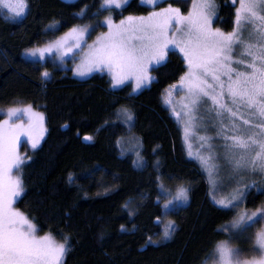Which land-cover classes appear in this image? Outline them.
Segmentation results:
<instances>
[{
	"label": "trees",
	"instance_id": "trees-1",
	"mask_svg": "<svg viewBox=\"0 0 264 264\" xmlns=\"http://www.w3.org/2000/svg\"><path fill=\"white\" fill-rule=\"evenodd\" d=\"M233 1L238 2L214 0L215 25L223 31L233 27ZM189 2L168 0L161 7L170 4L187 14ZM27 3L21 21L0 12V121L8 108L30 104L43 113L47 134L22 166L24 192L14 208L32 219L38 235L50 233L58 242L70 236L72 249L64 264H206L217 242L236 244L220 226H228L239 210L212 203L206 175L188 159L182 129L164 104L167 90L187 71L184 59L171 53L167 63L153 70L152 85L139 94L131 84L113 90L107 76L76 80L71 71L26 61L24 53L74 26L91 24L101 0ZM111 12L118 21L147 15L150 9L134 0L122 14H103ZM45 71L51 78H43ZM124 107L134 113L132 129L118 118ZM132 133L142 140L144 167H135L134 157L119 148ZM88 136L92 139L85 142ZM180 182L191 186L189 203L166 214L160 184L174 191ZM251 193L241 210L251 212L264 201L256 188ZM166 221L175 225L167 240L162 238Z\"/></svg>",
	"mask_w": 264,
	"mask_h": 264
},
{
	"label": "snow or ice",
	"instance_id": "snow-or-ice-1",
	"mask_svg": "<svg viewBox=\"0 0 264 264\" xmlns=\"http://www.w3.org/2000/svg\"><path fill=\"white\" fill-rule=\"evenodd\" d=\"M144 3L155 6L157 0H144ZM128 4L129 0H103L101 8L109 10L112 6L121 8ZM0 5L12 19L29 7L27 0H0ZM238 5L230 31L212 26L216 15L214 0H192L187 14L169 4L146 16H127L119 23L111 16L105 17L108 31L91 44L85 38L90 35L89 26H74L55 42L32 49L31 54L43 57L55 50L63 57L73 49L84 52L86 48L81 66L77 67L79 75H86L94 68H107L113 86L131 78L136 88H140L152 82L149 67L165 59L169 45L178 47L188 71L180 77L179 87L172 88L184 95L176 102L168 90L164 102L182 121L185 142L191 146V138L195 137L204 149L195 156L208 174L214 203L222 210H239L228 226H220L222 231L252 242L249 249L217 242L218 264H264V227L257 229V225H264V201L251 212L241 210V205L252 195V188L264 193V0H238ZM84 14L85 9H81L79 15ZM99 26L102 25L92 26V30ZM48 76L45 71L43 78ZM201 109L206 115H201ZM117 114L130 128L133 126L131 109H118ZM6 115L8 119L0 121V264H64V257L72 249L70 236L64 235L63 242H58L50 233L38 235L32 219L13 207L24 192L25 158L18 152L20 136L27 135L32 148H36L46 131L44 116L30 104L8 108ZM213 135L220 141L219 152L213 144ZM188 154L191 156L193 152ZM136 155L138 159L133 163L144 167L143 157L139 152ZM253 176H259V182L248 179ZM156 179L159 181L160 177ZM229 187L232 190L228 197L217 198L215 193ZM160 188L165 196L170 195L163 184ZM190 191V184L178 183L175 194L164 207L176 208L187 203ZM174 231L172 224L164 238H170ZM248 233L251 235L246 236Z\"/></svg>",
	"mask_w": 264,
	"mask_h": 264
},
{
	"label": "rangeland",
	"instance_id": "rangeland-1",
	"mask_svg": "<svg viewBox=\"0 0 264 264\" xmlns=\"http://www.w3.org/2000/svg\"><path fill=\"white\" fill-rule=\"evenodd\" d=\"M68 1L71 2V1H76V0H68ZM133 1H134V0H129V4H131ZM165 1H168V0H157V4H156L155 6H148V5H146V4L144 3V0H138V4H139V5H142V6H144V7L149 8V9H150V12H151V11H154V10H159V8H162L161 5H162ZM101 2H102V4H103V0H101ZM189 3H190V9H189V10H191L192 0H190ZM214 3H215V2H214ZM233 3L236 4L235 1H233ZM102 4H101V5H102ZM129 4H128V5H129ZM128 5H124V6L121 7V8H116L115 6H112L109 10H104V9L101 8V6H100V8H99V10H100V11H99V14H96L98 17L95 18L91 24L87 25V26H89V28H88V32L90 33V35H86L85 38L87 39L88 43L91 44V43L96 39L97 36H99L101 33H105V32L108 31V28H107L106 24H104V18H105V17L111 16V18H112L114 21H116V20L114 19V15H113L112 12H111L110 14H108V15H104V14H103L104 12H106V11H113V12H115V13L122 14L123 9L126 8ZM215 5H216V3H215ZM236 5H237V7L239 6V5H238V2H237ZM167 7H168V5H167L166 7H163V8H167ZM174 8H175V7H174ZM215 11H216V14H217V5H216V9H215ZM0 12H1V14H2L6 19H8V20H13V21H21V20L26 16V14H27V10H26L25 13H23L22 15L17 16L16 18L12 19V18H10L11 14L8 13V12L3 8L2 5H0ZM181 12H182V11H181ZM115 13H114V14H115ZM182 13H183V12H182ZM128 16H130V15H128ZM131 16H146V15H131ZM216 16H217V15H215V16L213 17V24H212V26H213L214 28H218V27L215 25ZM125 17H127V16H125ZM125 17H124V18H125ZM121 19H123V18H121ZM121 19H120V20H121ZM120 20H118V21H116V22L119 23ZM98 23H99L100 25H102V26L95 27V30L93 31V30H92V26H95V25H97ZM68 31H69V30H68ZM68 31H67V32H68ZM64 34H65V33H64ZM64 34H63V35H64ZM63 35H61L60 37H62ZM60 37H58L56 40H58ZM56 40H54V41H52V42H55ZM52 42H50V43H52ZM43 46H44V45H43ZM43 46H41V47H43ZM36 48H38V47H36ZM33 49H34V48H33ZM31 50H32V49H30V50H28V51H26V52L24 53V59H25L26 61H28V62H31V63H34V64H38V63H39V64H41V65L50 64L51 66H55L56 69H59V70L65 72V73H68V72L71 71V72H72V77H73L74 79H76V80H80V81L87 80V79H89V78H91V77H93V76H95V75H99V76H107V77L110 79V81L112 82V76H111V73H109V71L107 70V68H105V69H103V70H101V69H99V68H94L91 72H88L86 75H83V76H81V75H79V74L77 73V67H78V66H81V62H82V60H83L84 54H85V52L87 51L86 48H85L84 52L80 51L79 49H73L72 52L68 53L67 55H65V56H63V57H61V55H60L58 52H56L55 50H53L52 53H46L43 57H41L39 54H37V55L34 56V55L31 54ZM171 53H177V54H179V55L184 59V54L179 50L178 47H175L174 45H169V51H168V54H167V56L165 57V59H164L163 61H161L159 65L153 64V65H151V66L149 67V72H150L151 76L153 77V80H152V82H151L150 84L142 85L140 88H136L135 81H134L133 79L129 78L128 80H126V81H125L123 84H121V85L113 86V84H112V89H113V90H119V89L123 88L124 86L131 84L132 87H133V92H134V94H139V93H141L143 90L149 88V87L152 85V83L154 82L153 70L156 69V68H158V67H160V66H162V65H164L165 63H167V61H168V59H169V55H170ZM184 62H185V65H186V70L188 71V64H187V62H186L185 59H184ZM47 72L49 73L48 78H51V73H50L49 71H47ZM176 86H177V88L179 87V82H178V84H177ZM169 90L172 91V97H173V100L176 101V102H178V101L180 100V98L184 95V93L179 92V91H177L176 89H174V88H172V87H171ZM167 91H168V90H167ZM166 93H167V92H166ZM164 104H165V106L170 110V113L172 114V116L174 117V119H175L176 122L179 124L180 128L182 129V132H183V144H184L185 151H186V154H187V156H188V159L195 161V162L198 163L199 166L201 167L199 161L197 160V158H196V156H195V153H196L197 151H204V149L200 148V146H199V145H200V141L197 140V139H195V137H193V138H191V146H189V143H186V142H185V139H184V129H183V123H182V121H179V120L177 119V117H176L175 115H173V113L171 112V109L168 107V105H167L165 102H164ZM176 106H177V110H179V107H180V106H179V103H177ZM22 107H25V106H21V107H18V108H22ZM33 110L36 111V112L41 113V111H39V110H36V109H33ZM6 112H7V111H6ZM6 112L3 114V120L8 119V117H7V115H6ZM42 114H43V113H42ZM201 115H206V114L203 112V109H201ZM43 116H44V115H43ZM118 118H119V117H118ZM119 119H120V118H119ZM3 120H2V121H3ZM120 120L122 121V119H120ZM10 122H11V121H10ZM24 123H27V118H26V117L24 118ZM125 124H126V123H125ZM133 124H134V121H133ZM126 125L129 127L128 124H126ZM132 127H133V126H132ZM132 127H131V128L129 127V129H132ZM44 128L46 129V131L44 132L43 137L40 139V142H39V144L36 146V148H32L31 141L29 140V138H28L27 135H21V136H20L19 143H18V152H19V154L21 155V157L25 158V159H24V162L29 161V159H28V158H29V157H28V153H32V152L36 151L37 149H39V147H40V146L42 145V143L44 142V139H45L46 134H47V128H46L45 117H44ZM197 131H199V129H197ZM200 134L203 135L204 133H203V132H200ZM209 134H212V133L210 132ZM219 143H220V141H218V140L215 138V136L213 135V144H214V146H216V151H217V152L220 151V148L218 147ZM119 148H121V151H122L123 155H132V156L134 157V158H133L134 161H136V160L138 159V157H137V155H136L137 152H139V155L142 157V149H143V146H142V140H141V138H139V137H138L137 135H135L134 133L130 134V135L127 137V139H124V141L121 140V141L119 142ZM189 151L193 152V155L190 156V155L188 154ZM143 163H144V160H143ZM134 166L137 167L136 164H134ZM201 169L203 170L202 167H201ZM203 172L205 173V175H206V179H207L209 198H210V200L212 201V203H213L215 206H217L218 208H221L220 205H217V204L214 203V201H213V199H212V195L209 193V180H208V174H207L204 170H203ZM13 174H14V175L16 174L15 171H14ZM248 179H256V180L259 182L260 177H259V176H253V177H248ZM233 186H234V185H233ZM231 190H232L231 187H229V188H227V189H225V190H223V191H221V192H217V193H215V195L217 196V198H220V197H222V196H223V197H228V196H229V193L231 192ZM169 191H170V195H168V196H165V195L162 193V196L164 195V198H165V199H164V202H163V204H162L163 207H164V204L166 203V201L171 200V195H174V194H175V190L173 191V190H170V189H169ZM162 192H163V191H162ZM21 194H22V193H21ZM21 194H20V195H21ZM17 198H18V197H17ZM188 203H189V200L187 201V203L179 204L178 207H176V208H172L171 205H170L168 208H165V207H164V211H165L166 214H168V213H172V212H175V211H177V210H179V209H181V208L187 206ZM14 204H15V203H14ZM13 207H14V205H13ZM170 221H172V220H170ZM170 221H166V222H164V228H163L162 238L165 239V240H167V239H169V238H164V233H165V231L169 230V226L173 224V223H172L173 221H172V222H170ZM174 226H175V225H174ZM260 227H264V225H257V229L260 228ZM257 229H253L252 231H256ZM171 235H172V234H171ZM250 235H251V233L246 234V236H250ZM170 238H171V236H170ZM232 239H233V241L236 243V244H232V245H231L230 243H228L229 246L232 247V248H239V246H240L243 242H245V243H247V244H248V242L251 243L249 247L244 248V249H249V248L252 247V242H251L250 240H248L246 237H240V238H235V237H233ZM206 264H218V256H217V254H216V251L213 253V255L211 256L210 260H209Z\"/></svg>",
	"mask_w": 264,
	"mask_h": 264
},
{
	"label": "water",
	"instance_id": "water-1",
	"mask_svg": "<svg viewBox=\"0 0 264 264\" xmlns=\"http://www.w3.org/2000/svg\"><path fill=\"white\" fill-rule=\"evenodd\" d=\"M88 140L87 139H85V142H87Z\"/></svg>",
	"mask_w": 264,
	"mask_h": 264
},
{
	"label": "flooded vegetation",
	"instance_id": "flooded-vegetation-1",
	"mask_svg": "<svg viewBox=\"0 0 264 264\" xmlns=\"http://www.w3.org/2000/svg\"><path fill=\"white\" fill-rule=\"evenodd\" d=\"M129 5H130V4H129ZM129 5H128V6H129Z\"/></svg>",
	"mask_w": 264,
	"mask_h": 264
}]
</instances>
